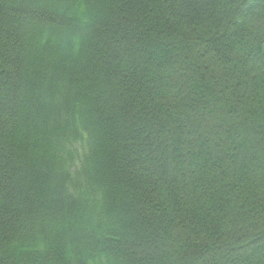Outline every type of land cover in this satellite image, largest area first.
Instances as JSON below:
<instances>
[{"label":"trees","instance_id":"16d2710c","mask_svg":"<svg viewBox=\"0 0 264 264\" xmlns=\"http://www.w3.org/2000/svg\"><path fill=\"white\" fill-rule=\"evenodd\" d=\"M0 264H264V0H0Z\"/></svg>","mask_w":264,"mask_h":264}]
</instances>
